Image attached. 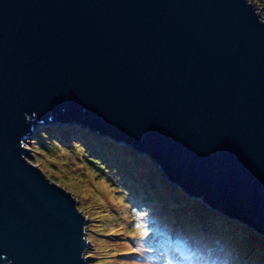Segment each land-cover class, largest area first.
<instances>
[{
  "label": "water",
  "instance_id": "obj_1",
  "mask_svg": "<svg viewBox=\"0 0 264 264\" xmlns=\"http://www.w3.org/2000/svg\"><path fill=\"white\" fill-rule=\"evenodd\" d=\"M50 117L136 147L264 234L255 0H0V264H88L78 195L26 157Z\"/></svg>",
  "mask_w": 264,
  "mask_h": 264
},
{
  "label": "rangeland",
  "instance_id": "obj_2",
  "mask_svg": "<svg viewBox=\"0 0 264 264\" xmlns=\"http://www.w3.org/2000/svg\"><path fill=\"white\" fill-rule=\"evenodd\" d=\"M255 3L257 10H263L264 18V0H255ZM73 129L75 132L73 131L70 136L66 133L72 128H53L52 133L58 134L57 137L51 134L49 136L43 134L41 137L35 134L29 136L26 139L29 155L26 157L51 181L78 195V208L84 211L88 219L86 237L89 243L85 250V255H89L88 264H150L147 260H141V257L156 253L160 247L158 244L151 246L152 244L148 243L156 238V231L153 235L149 232V229L151 231L154 227L153 224L149 225V215L158 216V219L162 220L160 223L168 225L173 222L180 223L179 221L182 222L187 217L190 219L189 223L195 216L205 220L211 218L210 223L215 219V224L219 226L218 231L208 236L204 233L206 230L200 232L202 230L195 228L196 242H200L205 247L214 245L213 250H218L219 254L229 261L228 264L264 262L247 254H250L251 248L257 245L261 255L259 259H264V234L221 212L214 211L201 199L184 193L181 187L170 181L167 174L159 169L160 167L148 154H143L130 144L115 143L114 140L108 139L107 135L106 138L104 136L98 139L87 131L89 127L86 128L87 132L83 129ZM82 135L83 138L79 139L78 137ZM94 139L98 141H93ZM97 143L103 146L106 157L98 151ZM122 150L131 153L123 158L124 163L133 162L137 171L132 167L129 171L121 172L103 171L104 169L99 168L101 163L111 167L112 163H116V155ZM122 154H120L121 158ZM92 157L95 158V163L90 160ZM137 162L141 163L137 165ZM142 184L147 189L151 188L150 192H155L154 200H150V196L145 201L139 200L143 196V191L141 189L136 191V187L139 188ZM162 195L169 202H162ZM171 198L179 199L180 202L170 200ZM193 207L194 213L187 212ZM137 230L139 232H136ZM146 230L148 232H144ZM142 232L145 235L140 238ZM229 237L238 244L226 248L224 245L228 242L227 239L230 241L229 244L234 241ZM243 243H245L244 251ZM148 246L153 248V253L146 254ZM203 252H205L204 248ZM187 258L188 254L184 252V261L178 264H184Z\"/></svg>",
  "mask_w": 264,
  "mask_h": 264
},
{
  "label": "trees",
  "instance_id": "obj_3",
  "mask_svg": "<svg viewBox=\"0 0 264 264\" xmlns=\"http://www.w3.org/2000/svg\"><path fill=\"white\" fill-rule=\"evenodd\" d=\"M42 133L45 136L46 135L49 136V134H51L52 136L54 135L52 132L51 133L42 132ZM92 135L95 136V134H92ZM97 138L100 139V137H97ZM44 141L47 142L48 140H44ZM96 141H98V140H96ZM113 142H115V141H113ZM97 144L99 146L98 147V151L102 152L103 156L106 157L105 150L103 149V146L100 145L99 143H97ZM121 144H123V143H121ZM125 148L127 149V147H125ZM132 150L134 152H136L133 148H132ZM121 153H123L122 154L123 155L122 158H121V155H120ZM129 154H131L129 151L122 150L120 153H118L116 155V159H115L116 163H112L111 167H107V166H105V164L101 163L99 165V168L102 169V170L104 169L103 171L113 170V171L121 172L122 170L129 171V168L132 167L133 170L137 171L138 170L137 168L134 169L136 166L133 164V162H130L129 164L124 163L125 160H123V158L128 157ZM94 159L95 158L92 157V159H90V160L93 163H95ZM140 163L141 162H137L136 164L139 165ZM108 166H109V164H108ZM139 189H141L143 191V193H142L143 196L139 199L141 202L145 201L146 199H149L148 196H150V200H154L155 199L154 196H153L155 194V192H150L151 188L147 189V187L144 184H142L141 187H139V188L136 187V191L139 190ZM170 200H175L176 202H180V200L176 199V198L175 199L171 198ZM161 201L162 202L163 201L164 202H169L164 196L162 197ZM171 203L173 204V202H171ZM128 204H130V203L128 202ZM132 207L134 208V204L133 203H132ZM174 210H171V211L173 212ZM194 210H195V208L193 207V208H191V210H188L187 212L192 211L194 213ZM148 220H149V225L150 224L152 225V223L155 222L153 224V226L156 225V229L160 228V231H158V232L161 234V238L163 240H167L168 242L169 241H173V236L171 234H175L178 237V239L187 240V242H185V243L191 245L195 249H203L204 248L203 245L200 244V242H196L197 238H196V234L194 232L195 228H196V230H202L200 232H204V230H206V232H204V233H207L208 236L215 234L218 231V229H219L218 224H215V219H213V223H210L211 222V218H208L207 220H205V219H202V218L197 217V216H195L193 218L194 221L192 220L191 223H189L190 219H188V217H187V219H183L184 221H182V222L179 221L180 223H174L173 222V223H171V225H168L167 223H164V224L160 223L162 220L158 219V216L149 215L148 216ZM195 224L197 225V227H195ZM207 228H209V229H207ZM136 232H139V230H137ZM229 239L230 240H234L232 237H229ZM227 241L230 242L228 239H227ZM228 242H226L227 246L224 245L226 248H231V247H233V245L238 244L235 240L232 241V244H229ZM213 246L214 245L208 246V250L214 251L213 250ZM243 246H244V248H243V251H244L245 250V243H243ZM246 250H248V246H246ZM205 254H208V253H205ZM247 254L255 256V259L258 260V261L264 260V259H259V257H261V255H260V251H259V248L257 247V245H255V246H253L251 248L250 254L249 253H247ZM206 259H210L216 264H228L229 263V261H227V259L225 257H223L221 254H219L218 250H216V252L213 255H211L210 257H208ZM258 264H264V262H260Z\"/></svg>",
  "mask_w": 264,
  "mask_h": 264
},
{
  "label": "bare ground",
  "instance_id": "obj_4",
  "mask_svg": "<svg viewBox=\"0 0 264 264\" xmlns=\"http://www.w3.org/2000/svg\"><path fill=\"white\" fill-rule=\"evenodd\" d=\"M112 140H114L115 142L118 141L117 138H115L114 136H112ZM118 142H119V141H118ZM144 232H148V230H146V231H144ZM144 232L140 233V235H139L140 238H141V237H144V235H145ZM149 243H151V244L154 245L155 242H153V241H149ZM187 254H188V258H187V260H186V264H194L193 261H190V260H189V256H190V255H189L188 252H187ZM179 258H180L181 260H183V255H181ZM183 261H184V260H183Z\"/></svg>",
  "mask_w": 264,
  "mask_h": 264
},
{
  "label": "clouds",
  "instance_id": "obj_5",
  "mask_svg": "<svg viewBox=\"0 0 264 264\" xmlns=\"http://www.w3.org/2000/svg\"><path fill=\"white\" fill-rule=\"evenodd\" d=\"M92 134H93V133H92ZM42 135H43V134H42ZM83 136H84V135H83ZM83 136H82V138H83ZM104 136H105V137H104ZM104 136H103V137L106 138V135H104ZM107 136H109V137H107L108 139H109V138L112 139V135L109 134V135H107ZM93 141H96V140L94 139ZM116 143H118V144H119V143H120V144H121V143L126 144V143H124L123 141H122V142H121V141H119V142L117 141ZM126 145H127V144H126ZM135 148H136V147H135ZM136 149H137V148H136ZM137 150H139V149H137ZM139 151H140V150H139ZM140 152H142V151H140ZM142 153H143V152H142ZM143 154H144V153H143ZM154 223H155V222H154ZM154 223H153V224H154Z\"/></svg>",
  "mask_w": 264,
  "mask_h": 264
}]
</instances>
